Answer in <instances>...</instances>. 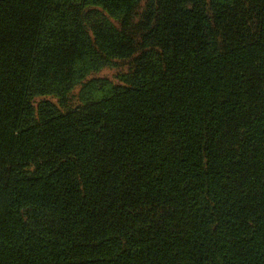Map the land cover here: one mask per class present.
Wrapping results in <instances>:
<instances>
[{
  "label": "trees",
  "instance_id": "16d2710c",
  "mask_svg": "<svg viewBox=\"0 0 264 264\" xmlns=\"http://www.w3.org/2000/svg\"><path fill=\"white\" fill-rule=\"evenodd\" d=\"M0 264H264V0H0Z\"/></svg>",
  "mask_w": 264,
  "mask_h": 264
},
{
  "label": "rangeland",
  "instance_id": "374dc122",
  "mask_svg": "<svg viewBox=\"0 0 264 264\" xmlns=\"http://www.w3.org/2000/svg\"><path fill=\"white\" fill-rule=\"evenodd\" d=\"M114 70L112 68H105L103 69V71H101V73H99V75L105 76V75H110L112 76L114 74Z\"/></svg>",
  "mask_w": 264,
  "mask_h": 264
}]
</instances>
